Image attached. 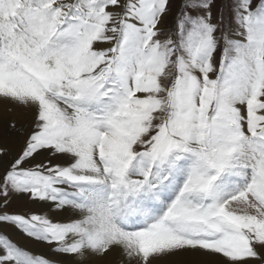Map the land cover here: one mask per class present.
I'll return each instance as SVG.
<instances>
[{
  "label": "snow or ice",
  "instance_id": "obj_1",
  "mask_svg": "<svg viewBox=\"0 0 264 264\" xmlns=\"http://www.w3.org/2000/svg\"><path fill=\"white\" fill-rule=\"evenodd\" d=\"M0 109V264H264V0H0Z\"/></svg>",
  "mask_w": 264,
  "mask_h": 264
},
{
  "label": "bare ground",
  "instance_id": "obj_2",
  "mask_svg": "<svg viewBox=\"0 0 264 264\" xmlns=\"http://www.w3.org/2000/svg\"><path fill=\"white\" fill-rule=\"evenodd\" d=\"M4 119H5V114H4L3 110L0 109V129L3 132L2 136L4 135V128H3V120ZM2 136L0 135V137H2ZM15 205L16 206H20V208L22 207L23 210H24L25 206L28 208V210H30L32 208V205H30V204H28V203H26L24 201H17ZM14 208H16V207H14ZM13 238L17 239V240H20V237L18 235H14ZM35 250L38 251V252L46 251L45 249H43L41 247H36Z\"/></svg>",
  "mask_w": 264,
  "mask_h": 264
},
{
  "label": "rangeland",
  "instance_id": "obj_3",
  "mask_svg": "<svg viewBox=\"0 0 264 264\" xmlns=\"http://www.w3.org/2000/svg\"><path fill=\"white\" fill-rule=\"evenodd\" d=\"M169 20H170V18H169ZM2 134H3V132H2V130L0 129V135L2 136ZM16 203H14L12 206H11V211H18V212H25V211H28V208L25 206V208H24V210H23V208L21 207L20 208V206H16L15 205ZM14 207H16V208H14Z\"/></svg>",
  "mask_w": 264,
  "mask_h": 264
}]
</instances>
